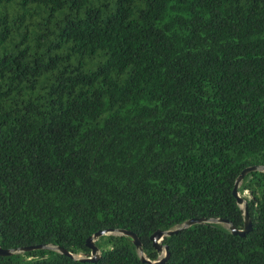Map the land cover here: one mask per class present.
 <instances>
[{
	"label": "trees",
	"instance_id": "trees-1",
	"mask_svg": "<svg viewBox=\"0 0 264 264\" xmlns=\"http://www.w3.org/2000/svg\"><path fill=\"white\" fill-rule=\"evenodd\" d=\"M254 164L264 0H0V264H264Z\"/></svg>",
	"mask_w": 264,
	"mask_h": 264
},
{
	"label": "water",
	"instance_id": "water-1",
	"mask_svg": "<svg viewBox=\"0 0 264 264\" xmlns=\"http://www.w3.org/2000/svg\"><path fill=\"white\" fill-rule=\"evenodd\" d=\"M253 170H262L264 171V165H258V164H254V165H250L247 166L246 168H244L242 170V172L238 175L235 185H234V189H233V193L234 195L237 197L238 202L242 205H244L246 203L244 196L240 193L239 191V187L241 185L242 180L244 179L245 175L247 173H249L250 171ZM244 214H245V226L244 228H239L236 225H234L232 222H230L228 219L226 218H218L216 220L218 221H222L225 222L227 224H229V227L231 229V231L235 234H245L246 231H248L250 229L251 226V219H250V215L247 209V206L244 207ZM208 219L206 217H191L189 219H187L186 221H184V223H182L181 225H178L177 227L171 228V229H157L155 230L152 235H151V239L153 241V245L155 246L156 249H158V251H160V253L162 254V257L160 259H158L156 262H161L163 260H165L168 256H169V248L168 245H164L161 241L162 239L166 236V235H171L173 233L179 232L180 230H182L183 228L189 227L190 225L194 224V223H198V222H203V221H207ZM109 233H113V234H121V235H128L132 238L134 244L136 245V247H138V249L140 250L141 254H142V258L143 259H147L148 261H151L149 258H146L144 251H143V247H142V242L140 240L139 235L135 232L132 231L130 229L127 228H108V229H101L96 231L95 233L91 234L88 239H87V244L89 247H91L92 249V256H90L89 258H93L99 255V247L97 246V244L95 243V241L100 238L102 235L104 234H109ZM42 247H47V248H58L59 250H61V252L69 254V255H74L70 250L62 247V246H52V245H48V244H37V245H33V246H28V247H24L22 248L23 250L25 249H31V248H42ZM18 249H12V248H3L0 246V254L2 255H7V254H11L15 251H17Z\"/></svg>",
	"mask_w": 264,
	"mask_h": 264
},
{
	"label": "rangeland",
	"instance_id": "rangeland-1",
	"mask_svg": "<svg viewBox=\"0 0 264 264\" xmlns=\"http://www.w3.org/2000/svg\"><path fill=\"white\" fill-rule=\"evenodd\" d=\"M248 191H246V193H247ZM242 206H243V204H242Z\"/></svg>",
	"mask_w": 264,
	"mask_h": 264
}]
</instances>
